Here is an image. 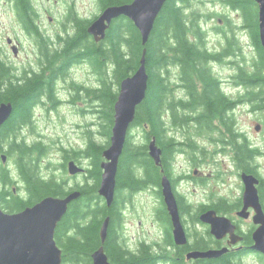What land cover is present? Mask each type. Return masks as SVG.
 Returning <instances> with one entry per match:
<instances>
[{
	"label": "flooded vegetation",
	"instance_id": "flooded-vegetation-1",
	"mask_svg": "<svg viewBox=\"0 0 264 264\" xmlns=\"http://www.w3.org/2000/svg\"><path fill=\"white\" fill-rule=\"evenodd\" d=\"M218 1L223 4L227 11H225L224 13H220V11H218L217 15L205 14L204 24L199 22H191L193 16H195L194 12L192 11L191 16L187 19V22L182 24L185 29L184 36L186 44L191 45L195 50L199 52V54H201L200 57H202L205 62L204 64L200 65V67L204 69H210V75L213 81L210 82L203 80L201 74L198 73L195 68H191L189 70V73L192 79V81L190 82L192 88H190L185 84L183 80L184 68L182 63L179 60L173 61L172 64L175 66V70L173 72L174 87H170V85H168L169 92L166 98L168 101H173L178 110L188 111V114H191V116L185 124L173 125L169 114H163V118L165 119V123L167 124L165 127L166 134H169V137H172L176 144L174 146L171 157L177 155V152H179L180 154H185V152H187L190 155L188 162L190 163V166L192 165L195 168L192 173L175 177L173 175L171 163L169 160L170 164H167L169 170L168 173L162 166V162L161 165H156L154 163L159 167L160 173L158 182L155 185L146 183V185H135L134 187H130L129 185L121 187L118 177H116L114 200L110 206H107L109 207V210H107L106 217L109 218V223L105 241L103 243L101 242L100 234L98 233V245H96L95 248L93 247V249H89L88 252H86L87 256H83L81 258L80 256L75 257V255L77 253H81V251L83 250V244L88 245L87 241L90 237L87 233H82L80 229L82 228V225H89L96 215L97 195H99L98 188L89 196L90 209H88V211H86L85 209L82 211L81 208H79V203L81 202L80 199L83 196L82 193L86 188L91 187V185H70L66 187V185L61 184L60 187L64 188L67 191L63 195L47 194L36 197L35 195H33V189H31V187L23 181L21 185H17L15 183L7 184L0 182V208L7 214L20 212L26 207L33 206L35 203L39 202L46 196L65 197L71 191L80 192V195L77 199L72 200L68 203L65 213L58 221L54 230L55 244L60 250L59 264H93L92 254L100 247V245L103 246L104 252L107 255L110 264H113L110 254L115 257V254L119 253L120 251L123 253L126 259L130 260L131 264H137L135 262L139 260L141 262L138 264H144L146 260L149 264H158V262H163L165 264H174L173 262L177 260H182V263L184 261L185 264H187L188 259L186 258V254L190 251H207L210 249L220 250L221 248H227V251L218 257L194 258L189 259V261H191L192 264H201L202 262L204 263L206 261H212L211 264H242V260L250 258L252 261H256L258 264H264V254L252 248L253 244L255 243L253 232L259 226V223L256 224L253 220V217L256 214V209L252 206H249L246 209V217L238 214V212L243 207V196L237 199L234 203H228L225 198H219L218 200L211 201L207 200L203 203H200L196 207V209H193V204L184 194L180 193L177 188V186L179 187L180 182L184 180L189 181L190 183L197 184L204 179V172L201 170V168L202 162L204 161L203 153L206 151V147L198 143V138L203 137L207 132H212V134H214V137H210L209 142L217 144V152L220 154H222L227 147L230 148L226 145L234 143H246L248 144V147L258 149V153L254 157L250 158V163H248L250 166L249 170L239 167L235 159L234 160L236 163L234 161L233 162L235 165L234 167H236L238 175L240 176V180L242 173L250 174L257 178L256 190L258 194L259 204L264 214V169H262L263 167L259 162L256 161L257 158H264V148L253 145L248 131L238 125L234 116L237 108L244 102L252 104V111L264 110L263 108H256L253 102L246 97L250 90H258L259 85L257 83L249 84V82L242 81L248 76L255 75L253 73L254 65L259 59V50L257 49L256 45L258 41L260 42L258 26L259 7L256 0ZM182 6V10L184 11L186 3L182 4ZM15 9L16 14L18 15V23L22 31L27 33L28 36L33 37L35 40V43L37 45L35 55L36 59L35 64L32 65L33 62L27 60V55L21 60L13 63H10L7 59H4L0 56V74L3 71H6V73L9 74L10 80L12 82V85H9L8 80L3 76H0V95L2 92H5L7 90L6 88L8 87L11 89V91H14L16 87L24 86L29 78H33L35 80L37 78L38 87L35 89V93H37L38 96L36 99L34 98L35 101L30 106V112L29 115H27L28 118L25 119L26 121L21 124V126L27 124L28 127H33L36 125L35 122L37 120L38 113L46 112V109L48 108L49 111L53 110L57 108L61 104V102L67 100H69V102L70 100L71 102H74L73 99H64L63 97H61L60 91H66L67 89L71 90L75 88V91L77 90L79 92H84L87 97L92 98L91 91L99 86L97 78L98 73L94 62L90 60L87 55H83L82 58L70 62L67 65V69L65 70L66 61L63 54L65 50L66 40L76 34L77 21H88L87 19H83L78 14H76L71 6L64 14V19L67 17L68 23H66V20L64 21V30L61 33H57L55 37H52L51 35L45 33V30L41 26L40 22L38 23V21L36 20L38 14L35 8V29H29L28 26H26L21 21L19 12L16 7ZM96 17L97 15L94 18ZM93 19H91V21ZM215 20L218 23H210ZM90 22L86 23L85 31L88 35V41L86 44L90 45L91 50V46L95 48L96 46H98V41L94 39V36L87 32V27ZM6 41L11 48L12 54L15 55L14 57H17V55L21 52L18 40L7 37ZM171 44L173 46L172 56L179 55L180 53L178 51L177 39L171 38ZM260 46L264 50L261 42ZM246 48L248 49L251 56L254 55L255 58H257L255 63L253 64L252 71L245 70L241 63V59L246 54ZM181 51H183L182 48ZM50 53H52V62H50ZM56 53L58 54L55 55ZM182 54L184 55V52H182ZM77 64H84L87 68L90 69V78L94 79L95 86L88 87L84 83H78L73 77L70 78L71 71ZM217 64L227 65L228 74H224L221 71L216 72L215 65ZM202 75L207 76L206 73ZM209 86H212V88L209 89ZM172 90L173 94L175 95L174 100L169 99V93ZM262 91L263 93L260 95L261 106H263L264 104V88L262 89ZM14 93H16V91ZM210 95L213 97V103L208 104L213 105V109H216L221 113L214 115L211 118V125H207L206 123L201 121L202 119L199 120L194 116L199 112L205 110V99L200 100L201 97L203 96L204 98H206ZM221 96L226 98L227 101L223 102ZM1 102L4 101L0 100V103ZM13 109L14 107L12 108V110ZM227 127H229V130L227 129ZM260 128L261 124L257 123L255 125V129L259 131ZM170 132H173V134H170ZM182 134L184 135L182 136ZM156 143L162 151L161 145H159L157 141ZM225 155L226 154H224V156ZM230 155L231 157L234 156L233 152ZM73 156V154H67L64 157L67 171L69 161L73 160L78 165L75 159L76 156ZM78 166H80V164ZM16 168L17 167L15 164V169ZM7 169L10 170L9 167H7ZM84 170L85 169L83 168V171ZM164 174L170 181L173 194L177 201L180 220L186 236V242L184 244H177L173 237L172 222L162 196L161 177ZM135 176V179L139 178L146 180L144 179L145 169L143 167L139 168ZM241 183L242 190L244 191V184L242 180ZM152 187H154L153 189L157 193V200L159 204L155 209L154 215H156V217L160 221L166 224L164 229V241L166 244L163 247H161L158 242H153V245H151L150 243H146L143 240H135L136 237L134 235L132 237H129L131 239H126L125 237H121L119 231L117 230L121 221V215L123 212L122 208L126 205V201L121 200L120 193L122 191L125 192L128 200H133V198L137 194L145 192L146 190H150ZM181 206L183 207L181 208ZM217 206L222 210L218 209ZM207 210L215 211L216 215L218 216L227 217L234 227L233 236H231L230 232H226L221 238L215 237L210 232V225L199 221V215ZM232 210L235 212L233 213ZM185 215H189L192 222L196 216L198 219V222L196 221V223H200L204 226V233L201 234L197 233L196 231L189 232L184 224ZM246 221L247 225L243 223ZM61 222L62 229L60 228ZM233 239H236L235 243L232 242ZM95 242L96 238L92 240L93 246L95 245ZM146 253H148V257L145 259Z\"/></svg>",
	"mask_w": 264,
	"mask_h": 264
},
{
	"label": "trees",
	"instance_id": "trees-1",
	"mask_svg": "<svg viewBox=\"0 0 264 264\" xmlns=\"http://www.w3.org/2000/svg\"><path fill=\"white\" fill-rule=\"evenodd\" d=\"M131 1L132 0H98V3L102 10L109 5L124 4ZM188 1L189 0L165 1L154 21L153 28L145 45L141 44L140 33L134 26L133 22L124 16L119 17L112 22L111 26L106 31L105 38L98 42L96 48L91 46L90 50V45L86 44L88 41V35L85 31V27L86 23H89L91 20L86 22L77 21L76 34L66 40L63 54L66 61L65 70L70 62L82 58L83 55H87L96 66L100 83L96 89L91 91V94L92 98L98 102L97 110L102 119V122L100 123V134L106 138V143H98L95 139L90 137L84 149L74 150L72 152L74 156L83 154L86 157L91 158V167L88 169V172L90 176L94 178V184L91 185V187L86 188L82 193L83 196L79 203V208H81L82 211L84 209L86 211L90 209L89 196L95 192L100 182L101 168L99 165L102 160V151L110 143L109 137L111 134V126L113 124L114 103L117 99L119 83L123 78L131 75L137 69L139 58L144 47L146 48L145 66L148 74L147 89L144 99L136 107L134 120L130 127H141L142 131L145 133L144 137L147 141L152 137H155L158 144L162 147V166L168 173L169 170L167 164H170L169 160L176 144L174 139L166 134L165 127L167 124L165 123L163 114H169L173 125L185 124L187 120L190 119L191 114H188V111L178 110L173 101L167 100L166 96L169 92V86L165 83L164 76L160 74L161 67L170 65L175 60H179L184 68L183 80L190 88H192L190 84L192 79L189 73L191 68H195L197 72L201 74L203 80L210 82L213 81L210 75V69L200 67V65L205 62L204 59L200 57L201 54H199V52L191 45L188 44V46L185 41V29L182 24L187 22V17L182 10V4H185ZM14 2L21 21L28 26L29 29H35L34 6L31 0H14ZM191 22L197 23V17L193 16ZM171 38H176L178 41L179 55L172 56L173 46L171 44ZM256 45L259 50V59L254 65L253 73L255 75L248 76L242 81L249 82V84L257 83L259 85L258 90H250L246 97L253 102L256 108L264 109V104L261 106L260 96L263 93L262 89L264 88V50L261 48L259 41ZM181 48L183 51H181ZM182 52H184V55ZM57 54L58 53L55 55ZM51 57L52 53H50V62H52ZM107 63L112 65L111 73L113 81L111 82L108 80ZM205 73L207 76L202 75ZM0 76L6 78L9 85H12L10 76L6 71H3ZM37 84V78L36 80L29 78L24 86H18L14 91H11L8 87L5 92L1 93L0 100L11 102L14 109L12 110L10 117L0 126V154H5L7 161H10L13 155L16 154V169L18 170L22 181L33 189V195L36 197L47 194L63 195L67 191L60 187L62 183L54 178H45L38 172L39 156L44 154L46 149L41 141L34 142L31 145L27 144L25 141L17 142L13 138L10 141H7L11 134L18 130L21 124L26 121L25 119L28 118L27 115H29L30 106L38 96V94L35 93V89L38 87ZM211 88L212 86H209V89ZM15 91L16 93H14ZM203 99H205L204 103L206 104L205 110L199 112L194 117L199 120L202 119L201 121L207 125H211V118L221 112L213 109V105L208 104L213 103V97L211 95L206 98L202 96L200 100ZM221 99L223 102L227 101L223 96H221ZM227 129L229 130V127H227ZM232 150L238 166L249 170L250 166L248 163H250V158L258 153V149L248 147V144L246 143H234ZM34 152H37L38 155L33 156ZM0 161H2L1 155ZM136 166H141L145 169L144 179L146 180L139 178L135 179ZM117 177L121 187L128 185L134 187L135 185H146V183L155 185L160 177L159 167L154 164L153 160L147 154V144H135L130 140L129 133H127V140L119 157ZM11 181L10 171L0 162V182L8 184L11 183ZM182 207L183 206H181V208ZM217 208L222 210L218 206ZM96 209V215L90 224L82 225V228L80 229L82 233H87L90 237L87 241L88 245L83 244L82 251L85 252L81 251V253H77L75 257L80 256L81 258L87 256L86 252H88L89 249H93V247L95 248L99 243V229L103 219L107 215V210H109V207H107L104 200L99 195H97ZM193 221L198 222L196 216ZM60 228L62 229V222L60 223ZM94 238H96V242L93 246L92 240ZM110 257L112 258L113 264L130 263V260L126 259L121 251L116 253L115 257L110 254ZM147 257L148 253H146L145 259ZM140 262L141 261L139 260L135 263L138 264ZM173 263L185 264L184 261L182 263V260H177ZM205 263L211 264L212 261L202 262L201 264ZM144 264L149 263L146 260Z\"/></svg>",
	"mask_w": 264,
	"mask_h": 264
},
{
	"label": "rangeland",
	"instance_id": "rangeland-1",
	"mask_svg": "<svg viewBox=\"0 0 264 264\" xmlns=\"http://www.w3.org/2000/svg\"><path fill=\"white\" fill-rule=\"evenodd\" d=\"M32 3L38 14L36 20L38 23L40 22L45 33L52 37H55L57 33H61L64 30V21L66 20V23H68L67 17L64 19V14L70 6L76 14L87 20L93 19L101 12L98 0H32ZM192 11L195 14L197 13L195 15L197 22L204 24L205 14L217 15L218 11L224 13L227 10L218 0H189L184 8L187 19L191 16ZM17 16L14 0H0V56L7 59L10 63H13L27 55V60L33 62L32 65H34L37 45L33 37L28 36L27 33L22 31ZM210 23L215 24L218 22L215 20ZM7 37L18 40L21 52L17 57H14L15 55L12 54L11 48L6 41ZM256 60L257 58L254 55L251 56L246 48V54L241 59L243 68L247 71H252L253 64ZM106 66L108 69V80L111 82L113 81L111 73L112 65L107 63ZM215 66L216 72L221 71L224 74H228L227 65L217 64ZM174 70L175 66L170 64L161 67L160 71V74L164 76L165 83L170 85V87H174ZM71 77L78 83H84L88 87L95 86L94 79L90 78V69L84 64H77L71 71ZM97 78L99 82L98 75ZM74 89L60 91L61 97L64 99H73L74 102L67 100L61 102L53 110L49 111L48 108L46 112L38 113L35 126L28 127L27 124L20 126L7 140L10 141L13 138L17 142L25 141L29 145L41 141L46 149L45 153L39 156V174L45 178H54L66 185V187L70 185H93L94 178L88 172V169L91 167V158L83 154H78L75 159L78 165L80 164L85 170L80 174L71 175L67 171L64 157L67 154L72 155L74 150L84 149L90 137L98 143H106V138L100 134V123L102 119L97 110L98 102L91 97H87L84 92L75 91ZM173 90L169 93L170 100H174L175 95L173 94ZM251 105L246 102L242 103L237 108L234 116L238 125L248 131L253 145L264 148V110L252 111ZM257 123L261 124L259 131L255 129ZM129 134L130 140L135 144L148 143L141 127H130ZM170 134H173V132H170ZM213 135L212 132H207L203 137L198 138V143L206 147L203 146L206 151L203 153L204 161L202 162L201 168L204 172V179L197 184L184 180L180 182L179 187L177 186L179 192L184 194L193 204V209H196L204 201L218 200L219 198H225L228 203H234L243 194L240 176L238 175L236 167H234V156L231 157L230 155L233 152V144L226 145L231 150L227 147L220 154L217 152V144L209 142L210 137H214ZM224 154L226 155L224 156ZM34 155L37 156V152H34ZM189 158L190 155L187 152L185 154L177 152V155L171 157L170 163L175 177L192 173L195 170L192 165L190 166L188 162ZM15 159L16 154L13 155L10 161L5 160L4 163L2 161L0 162L6 167H9L12 179L11 183L21 185L22 178L17 169H15ZM256 161L264 169V158H257ZM139 168L141 166L135 167L136 172ZM153 188L137 194L133 200H128L125 192L122 191L120 193V198L126 201V205L122 208L121 221L117 230L120 236L126 239H131L129 237L134 235L136 237L135 240H143L151 245H153V242H158L163 247L166 244L164 241L166 224L154 215L155 209L159 204L157 193ZM184 219V224L189 232L196 231L197 233H204V226L202 224L196 223L195 221L192 222L189 215H185ZM243 223L247 225V221ZM158 264L165 263L158 262ZM187 264L192 263L188 260ZM242 264L258 263L247 258L246 260H242Z\"/></svg>",
	"mask_w": 264,
	"mask_h": 264
},
{
	"label": "water",
	"instance_id": "water-1",
	"mask_svg": "<svg viewBox=\"0 0 264 264\" xmlns=\"http://www.w3.org/2000/svg\"><path fill=\"white\" fill-rule=\"evenodd\" d=\"M166 0H132L129 3L109 5L101 10L87 27V32L94 36L96 41L105 38L106 31L112 22L119 17L129 18L138 29L141 44L145 45L153 28L154 21ZM258 3L259 37L264 48V0ZM144 47L139 58L137 69L123 78L119 83L117 99L114 103L113 124L109 145L103 149V160L100 162L101 179L98 194L106 205L110 206L114 200L116 177L119 157L126 142L127 133L131 126L136 107L142 102L147 89L148 74L145 66ZM12 112L10 102L0 103V126L9 118ZM148 154L156 165H161V148L157 145L155 137L147 144ZM2 162L6 160L5 154L1 155ZM83 168L73 160L68 162V172L78 174ZM241 180L244 184L243 207L238 212L246 217V209L252 206L256 209L253 217L258 224L253 232L255 243L252 248L264 254V214L261 210L256 190L257 178L253 175L242 173ZM162 196L172 222V232L177 244L186 242L185 232L180 220L177 201L173 194L168 177H161ZM80 195L79 191H71L65 197L46 196L33 206L26 207L20 212L7 214L0 208V264H59L60 250L54 240V230L62 218L70 201ZM199 221L210 225V232L221 238L226 232L234 234V227L225 216L216 215L215 211L207 210L199 215ZM109 218L105 217L101 223L99 234L101 242L107 235ZM233 243L236 239H233ZM227 248L220 250L190 251L186 258H213L225 253ZM93 264H110L103 246L92 254Z\"/></svg>",
	"mask_w": 264,
	"mask_h": 264
},
{
	"label": "bare ground",
	"instance_id": "bare-ground-1",
	"mask_svg": "<svg viewBox=\"0 0 264 264\" xmlns=\"http://www.w3.org/2000/svg\"><path fill=\"white\" fill-rule=\"evenodd\" d=\"M195 121V120H194Z\"/></svg>",
	"mask_w": 264,
	"mask_h": 264
}]
</instances>
